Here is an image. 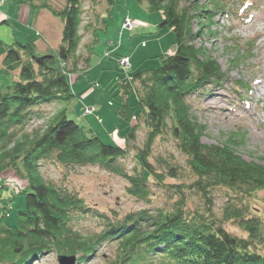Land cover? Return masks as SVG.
Masks as SVG:
<instances>
[{
	"label": "trees",
	"instance_id": "trees-1",
	"mask_svg": "<svg viewBox=\"0 0 264 264\" xmlns=\"http://www.w3.org/2000/svg\"><path fill=\"white\" fill-rule=\"evenodd\" d=\"M106 1L109 6L114 2ZM144 1L150 11L161 12L156 26L172 29L175 48L172 54L160 56L157 68L119 77L122 105L116 114L127 122L137 121L126 134L124 146L102 142L91 128L69 118L66 108L45 116L44 125L25 129L34 118L43 117L41 104L74 96L67 75L77 68L81 0H65L62 9L42 4L63 20L55 53L36 54L32 42L5 44L0 39L1 70L13 75L12 82L0 91V176L12 168L26 179V187L13 190V195L25 196L24 209H17L13 224L5 215L10 210L8 202L0 198V264H30L46 251L82 259L105 242L114 249L105 264H264V223L249 205L254 192H264V164L247 161L236 153L235 146L244 134L231 135L222 144L202 143L203 126L195 119L189 102L190 97L221 84L225 77L206 49L195 46L196 37L206 35L205 27L211 31L218 11L228 12L241 2L236 14L245 16L255 2ZM209 5L213 9L209 10ZM132 90L141 109L136 115L128 108ZM140 123L148 129L145 148L137 152L139 169L128 173L118 160L128 154L127 146L136 138ZM167 129L186 158V176H182L181 167L168 160L159 159L164 173L156 172L147 161L153 141ZM45 158L64 166L99 165L125 178L126 192L143 201H149L152 193L151 175L155 184L164 185L167 177H186L188 182L172 184L182 195L171 208L142 207L113 219L101 215L100 231L84 235L74 226L92 211L75 192L43 179L39 165ZM220 189L226 202L216 219L211 205ZM185 190L203 199V212L188 214L184 210ZM227 221L236 224L245 236L227 231L223 225Z\"/></svg>",
	"mask_w": 264,
	"mask_h": 264
},
{
	"label": "rangeland",
	"instance_id": "rangeland-1",
	"mask_svg": "<svg viewBox=\"0 0 264 264\" xmlns=\"http://www.w3.org/2000/svg\"><path fill=\"white\" fill-rule=\"evenodd\" d=\"M208 0H202L207 2ZM47 3L62 9L65 0H0V39L3 43H31L36 54L55 53L61 41L63 20L60 15L43 7ZM245 16L236 14L241 2L233 4L229 11H218L213 16L210 32L196 37L195 46L204 47L215 59L225 76L221 84L210 85L200 95L189 98L197 122L203 126L204 144H222L232 135L244 134L235 151L247 161L264 164V0H254ZM81 22L77 28L80 37L75 51L77 68L67 75L74 95L71 99H54L41 104L43 117L26 124L30 131L44 125L45 116L66 108L67 116L86 128H91L102 142L124 146L126 134L135 120H123L116 111L122 105L119 95V77H131L140 70L157 68L160 56L174 51V32L169 27L158 28L160 11H150L146 1L114 0L110 6L106 0H81ZM209 10L213 9L211 5ZM129 19L132 26L124 25ZM197 30L196 24L193 25ZM125 59L123 65L122 60ZM1 66V65H0ZM13 80V75L1 70L0 91ZM128 108L132 114L141 111L137 93L128 94ZM110 103V104H109ZM88 108L89 113L85 112ZM101 118V120H99ZM170 130L153 141L147 161L157 171L162 170L159 159L170 161L182 168V176L188 174L186 158L176 148ZM148 129L140 123L136 138L129 142L128 154L118 160L128 173L139 169L137 152L145 148ZM39 171L47 183L75 192L92 211L74 226L88 235L102 228L101 215L119 218L139 208H171L182 195L174 183L188 182L184 178L167 177L163 184H155L149 176V201L139 200L126 192L128 181L99 165H62L52 159L40 160ZM161 173H164L163 171ZM182 184V183H181ZM26 187V179L12 168L0 176V198L6 199L10 208L5 213L10 224L15 222L17 209H24L25 196L13 195V190ZM184 210L188 214L204 211L203 199L185 190ZM226 199L224 190L217 191L211 209L220 217ZM10 205L12 207H10ZM253 212L264 223V192L256 191L249 198ZM98 214V217L95 216ZM213 216V217H214ZM230 233L244 237L245 233L234 223L224 222ZM112 244L102 243L94 254L78 259L75 264H105L114 252ZM264 252V246L261 247ZM30 264H58L55 251L39 253Z\"/></svg>",
	"mask_w": 264,
	"mask_h": 264
},
{
	"label": "water",
	"instance_id": "water-1",
	"mask_svg": "<svg viewBox=\"0 0 264 264\" xmlns=\"http://www.w3.org/2000/svg\"><path fill=\"white\" fill-rule=\"evenodd\" d=\"M58 264H75V255H58Z\"/></svg>",
	"mask_w": 264,
	"mask_h": 264
},
{
	"label": "built area",
	"instance_id": "built-area-1",
	"mask_svg": "<svg viewBox=\"0 0 264 264\" xmlns=\"http://www.w3.org/2000/svg\"><path fill=\"white\" fill-rule=\"evenodd\" d=\"M1 2H3V0H1ZM123 23H124V25H126V26H132V27H133L132 22H131L129 19H125ZM122 63H123V65L125 64V59L122 60ZM89 110H90V109L86 108V109H85V112H86V113H89Z\"/></svg>",
	"mask_w": 264,
	"mask_h": 264
},
{
	"label": "bare ground",
	"instance_id": "bare-ground-1",
	"mask_svg": "<svg viewBox=\"0 0 264 264\" xmlns=\"http://www.w3.org/2000/svg\"><path fill=\"white\" fill-rule=\"evenodd\" d=\"M259 92H260L262 95L264 94V93L261 92V90H260Z\"/></svg>",
	"mask_w": 264,
	"mask_h": 264
}]
</instances>
